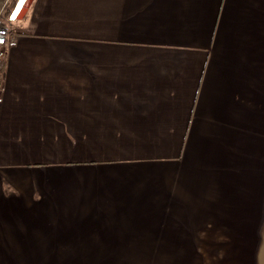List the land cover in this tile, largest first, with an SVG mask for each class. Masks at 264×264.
<instances>
[{
    "label": "crops",
    "instance_id": "0c3cea01",
    "mask_svg": "<svg viewBox=\"0 0 264 264\" xmlns=\"http://www.w3.org/2000/svg\"><path fill=\"white\" fill-rule=\"evenodd\" d=\"M263 233L264 0H29L0 264H263Z\"/></svg>",
    "mask_w": 264,
    "mask_h": 264
},
{
    "label": "built area",
    "instance_id": "2783aa9c",
    "mask_svg": "<svg viewBox=\"0 0 264 264\" xmlns=\"http://www.w3.org/2000/svg\"><path fill=\"white\" fill-rule=\"evenodd\" d=\"M12 21L11 18H8L4 11H0V70L3 67L5 60V49L7 46L9 30L6 27V22Z\"/></svg>",
    "mask_w": 264,
    "mask_h": 264
},
{
    "label": "water",
    "instance_id": "95a60500",
    "mask_svg": "<svg viewBox=\"0 0 264 264\" xmlns=\"http://www.w3.org/2000/svg\"><path fill=\"white\" fill-rule=\"evenodd\" d=\"M28 6H29V0H18L16 6L14 7V9L10 14V17L14 20L22 19Z\"/></svg>",
    "mask_w": 264,
    "mask_h": 264
},
{
    "label": "rangeland",
    "instance_id": "374dc122",
    "mask_svg": "<svg viewBox=\"0 0 264 264\" xmlns=\"http://www.w3.org/2000/svg\"><path fill=\"white\" fill-rule=\"evenodd\" d=\"M20 24H21V19L20 20H12V21L6 22V27L8 28V30L14 31L15 28L17 26H19ZM259 256H261L262 262L264 264V233H263V237H262V246L260 249Z\"/></svg>",
    "mask_w": 264,
    "mask_h": 264
}]
</instances>
